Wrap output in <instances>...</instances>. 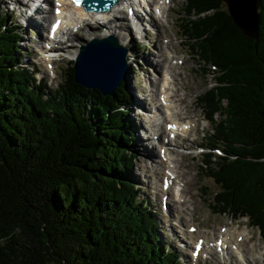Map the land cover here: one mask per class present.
Returning <instances> with one entry per match:
<instances>
[{
	"label": "trees",
	"instance_id": "obj_1",
	"mask_svg": "<svg viewBox=\"0 0 264 264\" xmlns=\"http://www.w3.org/2000/svg\"><path fill=\"white\" fill-rule=\"evenodd\" d=\"M256 3L254 38L221 0H184L180 27L202 75L218 71L197 97L213 123L205 142L222 154L198 167L217 189L210 207L246 217L264 237V0ZM18 38L0 15V264H179L128 174L124 82L103 97L74 84L70 67L64 85L41 88L21 65Z\"/></svg>",
	"mask_w": 264,
	"mask_h": 264
},
{
	"label": "rangeland",
	"instance_id": "obj_2",
	"mask_svg": "<svg viewBox=\"0 0 264 264\" xmlns=\"http://www.w3.org/2000/svg\"><path fill=\"white\" fill-rule=\"evenodd\" d=\"M158 1L163 2V0H158ZM236 1L240 2L241 0H232V3ZM171 2L172 3H170L168 10V17L164 20L165 21L164 25L162 23L163 33H161V36L157 39L155 38V36L150 34L149 31L145 30V27L141 26V32L142 30H144L147 32V34L146 36H144V39H139V42L134 41V43L138 45L140 49L139 52L135 54V50L131 42V38L129 45L125 48L126 52H128V57L130 58L129 59L130 61L129 62L127 61L128 62L127 65L128 66L131 65L133 60L134 63H136L134 74L130 75L128 72H126L125 74L127 78L123 76V82H124L123 86L125 89V93L123 94L126 97V99L121 98L122 102L128 103L127 106L128 112L126 114L125 120L127 123L130 124V128L134 133V138L132 139L131 142L127 144L125 149L127 153H130L134 156V160L132 162L133 167L130 170V172H128V174L132 178L134 183L138 184L137 187L139 189V197L141 199H145L147 207H149L152 211L155 212L156 217L154 218V220L157 223V231L155 236L157 241L161 244L164 243L165 247L168 250L174 252L178 256L177 261L179 262V264H224V262L222 261H213L212 258H210V260H203L201 256L198 257L195 263L188 260L186 255H188L189 253L188 251L190 248L187 247L185 244L184 246H181L179 244V242L183 243L182 240H180V238H182L181 230L185 231L184 227L186 224L183 223L184 227H180V229L176 228L178 221L177 219L178 214L172 207L173 203H171V201L169 202L171 206L167 208L165 214L161 211L159 206L160 194H157L155 185H153L154 175L149 174L152 173L150 171V168H154L155 171L157 168L155 164H157L156 147L158 146V144L156 143L153 148L149 146L148 139H145L146 135L151 134V132L148 130V126L152 125L149 124L150 118H148L151 115L150 114L147 115V112L140 113L137 106L143 105L146 108H148L147 105L148 100L145 97L148 94H150V90H152L153 87L152 84L154 82H155V86L153 88L154 91L152 90V95L154 94L153 98L156 99L155 92H157V88L159 87V82L160 85L162 82L161 80L159 82H157V79L156 81L154 80V77L158 78V76L151 69L152 62L166 59L165 55H164L165 58L163 57V52L165 53V51H171L174 53L173 57L175 56L173 60L174 62L172 61V63H175L176 59L181 61V64L179 66H175L173 69V72L177 75L175 77L176 88H172V92L169 91V93L173 95L172 100L175 99L176 100L175 104L178 106V109L174 110V111L177 110L176 111L177 114H173V115L174 116L177 115L176 117L178 119L181 118L184 121L186 119L192 118L196 125L194 131L188 132L186 136V140L185 138L183 140L177 139L176 145H172V147H170L172 149L171 166L172 167L175 166L176 168L175 171L177 172L176 174H180L183 180L182 183L181 179H178L179 186L183 184L182 186L183 189L185 190V194L183 195V198H185L184 200L186 201L191 200L193 203V204L187 203L186 205H183L186 208L184 212L185 218L187 219L192 218L194 220V224H196L199 230L205 234H209V233L216 234L218 230H220L219 228L223 226L228 228L231 227V229L234 230L236 233L244 231V233L247 234V238H251L250 240L248 239L244 242V245L247 246L246 248L255 247V249H257V252L259 253L261 252L264 257V239L260 238V236L257 234L256 229L250 227L247 224L246 219L241 218V219H237L235 222H232L229 216L214 215L211 213V210L208 208L209 205H212L211 203L213 201V197L215 194L212 192H215L216 188L210 179L202 176V172L198 168L202 157L198 153L200 151L199 145L205 143V136H207L210 133V130H212L211 127L213 126V123H210L208 125L203 121H201V116H202V111L200 108L201 101L199 100L197 105V102L195 101V97L201 94L207 88V85L210 86L213 81L210 79V77L207 76V74L202 75L201 69L205 67L202 65L201 59L198 58L199 55L194 54L195 52L189 46L191 42V39L189 38L190 34L188 31H185L183 28L180 27V25L183 24L184 22L183 19L185 18V14L182 11L184 0H171ZM242 3H243V7L245 8L248 7L249 9H251L252 6L251 12L254 19L253 1L243 0ZM0 15H6V17L8 18L7 21L10 24L15 23L16 26L18 27L19 24H24L23 21H21V19L17 17V13H13V14L9 13L7 7L3 5H0ZM46 16L47 14L45 13V17ZM37 17H35V19L43 23L42 22L43 20H40V18ZM35 19L32 17L31 20L34 21ZM161 22H163V20H161ZM121 24L126 25L123 22ZM106 25L104 27H101V29H99L100 26L96 28L93 27L91 31H86L83 32L82 34H80L79 32L75 36V38L71 39L70 42L68 43V44L73 43L71 45L74 46L72 47L67 46L68 48V49L66 48L67 50L64 48L66 52H68L67 55H70L71 57L75 56L77 54L76 51H78V46L80 44L83 45L86 41L90 40V37L93 36L94 34L102 33L101 31L103 30L102 28L108 27ZM34 29L35 28L33 26L27 27L26 29L25 28L18 29L20 38L22 39V42H20L18 45V51H19L18 54L21 57V65L27 66L29 67V69L31 68V66H33L36 68V71H41L40 75L43 76L42 74L43 66L36 65L33 63V61L37 62V59L32 60L29 58V56L27 58V55L31 52L30 46H31V42H33V37H34V31L32 30ZM35 31L36 32L38 31L41 37L42 35H44L43 29L37 28L35 29ZM141 32L139 31V34L134 33L135 38L136 37L139 38ZM98 36L99 34L93 37H98ZM118 44L121 43L118 42ZM160 45L164 47V49H162L161 51L162 53L160 52V48H159ZM159 55L162 57H160ZM72 63L73 62L71 61L66 62L65 60L61 62L53 63V67L55 68V72H56L54 80H51L52 79L51 77L44 74V77H42L41 81L39 82L36 80V78L33 75L32 76L35 79L36 83L39 82L41 88H45L49 91H51L52 89H58L61 85H64L65 82H67L65 80L64 73L66 69H69L72 66ZM162 70H163V66L161 67L160 71L162 72ZM173 72H171V74ZM216 73H218V71H216ZM45 76L47 77L45 78ZM180 84L182 88H179ZM177 89H179L180 92H177L176 91ZM182 96L184 97V100L179 101L181 98H183ZM177 100L180 103H178ZM180 106H183V109ZM202 110L204 109L202 108ZM215 120H217L216 117ZM154 124L156 123H153V125ZM145 129L148 134H146ZM150 138L152 141H154L152 137ZM186 147L189 150H187ZM145 151H152L149 154V157L151 159L147 157ZM201 190L205 193V195L200 194ZM179 205L182 204H178V206ZM189 213L191 214V216ZM183 240L185 241L186 239ZM187 242L191 243L192 241H187ZM260 262L261 264H263L262 260ZM226 264H243V263L235 259V260L226 261ZM252 264H254V262H252Z\"/></svg>",
	"mask_w": 264,
	"mask_h": 264
},
{
	"label": "bare ground",
	"instance_id": "obj_3",
	"mask_svg": "<svg viewBox=\"0 0 264 264\" xmlns=\"http://www.w3.org/2000/svg\"><path fill=\"white\" fill-rule=\"evenodd\" d=\"M128 1L129 0H117V3L114 6L111 7V10L114 11L118 7H120L121 9L116 12L118 14L116 16V19H111V20L107 21L105 24H97L96 22H94L93 24L88 23V22L83 23V21L86 19V17L78 9H75L74 12H72L71 14L66 13V17L68 19L66 21V24H67V26L69 28H72L73 26L82 24L81 27L78 29V33L80 32V34H82L83 32H86V31H91V29L93 27L96 28V27L100 26L99 29H101V27H104L107 24L106 26H108V27H106L104 29L105 30H109V31L113 30L111 35L119 43H121L122 46L126 47V45L129 44V42H130V40L127 39V35H126V32L128 30V26L127 25H122L121 23L123 22L125 24V21H123V20H125L124 12L126 10V8L122 6V4L126 3ZM133 1H135V0H130V2H133ZM148 1L157 2L158 0H148ZM226 1L228 3L229 7L232 8L231 7V0H226ZM170 3H172L171 0H170ZM251 10H252V6H251V9H249L248 7L247 8L244 7V11H245V15L246 16L243 15V17H244V19L246 20L247 23H250V21H251V15H252ZM119 11H122V12H119ZM49 12H50V10L48 12H46V14H47L46 17H45L44 11L43 12L42 11L41 12H39V11L35 12L30 17L29 26L30 27L33 26L35 29H37V28L38 29L39 28L43 29V23H41L40 21H37L35 19V17L38 16L40 18V20H43L42 22H44L49 17V15H50ZM102 15L103 14H101L100 16H96V17L98 19H100L101 17H103ZM32 17L36 21L35 20L34 21L31 20ZM167 17H168V10H166V12H165L164 20ZM161 20H163V19L151 21V26H152L153 29H155V32H156L155 38H157V39L161 36V33H163V29H162L163 25H162V23H164L165 21L163 20V22H161ZM116 22H118V23H116ZM77 34H72V35H68V36L71 39H74ZM146 34H147L146 31L142 30V32L140 33L139 39H144V36ZM100 37H103V36H101V35H99L98 37H92L91 36L90 40L94 39V38L95 39H99ZM44 40H45V36H44ZM70 40H69V42H70ZM71 44H73V43H71ZM71 44L64 43L61 46L62 51L66 52V50L68 49L67 46H69V47L74 46V45H71ZM64 48L65 49L67 48V49L65 50ZM159 48H160V52L162 51V49H164V47L161 46V45H160ZM164 55L166 56V59H162V60L156 61V62L153 61L152 62V66H151V69L153 70V72L158 76V78L154 77V80L156 81V79H157V82H159L160 80L162 82L161 85H160V82H159V87L157 88V92H155L156 93V95H155L156 99L153 98L154 94L152 95V90H153V88L155 86V82L152 84L153 87H152V90H150V94H148L145 97V98H147V100L149 102V105H150V102H151V105H150L151 111L149 113H147V115L148 114L151 115L148 118H150L149 124H152V125L148 126V130L151 132V134H148L146 129H145L146 134H148V135H146V137H147L146 139L151 140L150 137H156L157 139H159L160 143H162V141L166 140V136L169 133L176 132V133L181 134L182 137H183V135H187L188 132L194 131V129L196 127V125L194 123V120L192 118L186 119L182 123H177V122H172L171 121L172 119L177 118L176 117L177 115H175L174 118H172V116H174L173 114H177V112H176L177 110L176 111H174V110L178 109V106L175 104L176 100L175 99L172 100V96L173 95H171V93H169V91L172 92V88H176L175 87L176 86L175 85V83H176L175 77L177 75L173 72L174 67H172L170 65L171 61L174 60L175 56L173 57L174 53L171 52V51H165V53L163 52V57H164ZM160 57H162V56H160ZM167 59H170V60H167ZM176 60H178V59H176ZM129 61L130 60H128V62ZM128 62L126 61V65L128 64ZM42 65H44V64L42 63ZM162 66H163V70L166 69L167 72H165V71L163 72V70H162V72L160 71ZM111 67H112V71H113L114 64H112ZM100 72H101L102 77H109L110 70H109V67L107 65H103L101 67V69H100ZM171 72H173V73L171 74ZM43 76H44V74H43ZM123 76L125 78H127L126 74L123 75ZM102 77L98 79L99 82H103L104 84L105 83L107 84L106 79H104ZM179 88H182L181 84H180ZM176 91L180 92L179 89H177ZM166 98H168V108H167V105H164L165 109L163 108V110H162V108H160V106L158 104V100L161 103H165V99ZM183 100H184V97L181 98L179 101H183ZM177 102H178V100H177ZM178 103H180V102H178ZM157 113H160V114H157ZM153 123H156V124L153 125ZM160 143L159 142L157 143L158 144L157 147H159V148L162 147L161 145H159ZM170 147H172V145L167 143V148H166V152H165L166 160L162 161V160L158 159V157H156V159H157V164H155V166L157 167L156 171H155L154 168H150V171L152 173H149V174L150 175L151 174L154 175V179H153L154 180V182H153L154 184L153 185H155V189L157 190V194H160L163 197L165 195V194H162V192H160V186H158V183L163 181L164 184L167 185L168 189H167L166 193L168 195V197H167L168 206L169 207L171 206L170 203H169L171 201V203H173L172 207L174 208V210L178 214V216H177L178 221H177V227L176 228L180 229V227H184L183 223L186 224L185 227H184L185 231L181 230V237L183 239H186L187 241H192L191 244L194 243V242H196V243L197 242H203V246L208 245L210 243H214L216 241V239L218 238V240H220V244H222L223 248L226 249V255L225 256H227V259L235 260L233 258V256L234 257L237 256L239 258V260L243 261L244 264H252V262H254V264H261V262H260L261 260L263 261L262 263L264 264V257H263V254L261 252L260 253L257 252V249H255V247L246 248L247 246L244 245V242L246 240H248V239L250 240L251 239V238H247V234H245L244 231L236 233L234 230L231 229V227L230 228L225 227V228H222V230L221 229L218 230V232L216 234H214V233L205 234V233H203V232H201L199 230V228H198V226L196 224H194V220L192 218H188V219L185 218L184 212H185L186 208L183 205H186L187 203L188 204H193V203H192L191 200H187L186 201L184 199L182 200L181 203L179 202L180 198H182V196L185 194V190L184 189H181V191H180L182 196L175 197L177 199L174 198V195H176L174 193H176L177 190L180 187H182V185L179 186L178 179H181L182 183H183V180H182V177H181L180 174H176V179L175 180H171L169 178V175L164 171L166 168H169V171H174L175 173H177L175 171V169H176L175 166L174 167L171 166V164H172V161H171L172 149ZM151 152L152 151H145V154L147 155V157H149V154ZM157 153H158V150L156 152V155H157ZM174 201H176V202H174ZM174 203H177V205H175ZM178 204H182V205L178 206ZM190 216H191V214H190ZM191 228H193V229H191ZM215 235H216V237H215ZM186 240H185V242L187 243ZM202 249H204V248H202ZM206 249L209 250V251H213V249H211V248H206ZM229 249H231L233 252L229 251ZM189 253H190V249H189ZM230 254H232L233 256H231Z\"/></svg>",
	"mask_w": 264,
	"mask_h": 264
},
{
	"label": "water",
	"instance_id": "obj_4",
	"mask_svg": "<svg viewBox=\"0 0 264 264\" xmlns=\"http://www.w3.org/2000/svg\"><path fill=\"white\" fill-rule=\"evenodd\" d=\"M113 1L114 0H91V2H95V4L91 3V6L96 8L99 5L101 10H104V8L109 7ZM252 1L254 19L252 15V20L250 23H247L243 17V15H246L242 0L233 3L231 0L232 8L229 7L226 0H221L234 25L249 38L255 37V26L258 17L256 0ZM125 54L126 51L118 46L117 41L112 37L99 40L93 39L85 45L80 46L72 65L73 83L91 91L97 90L103 97L112 96V92L122 81L121 72L127 69L125 64ZM112 64H114L113 71L111 67ZM103 65L109 67V77H102L100 69ZM101 77L106 79L107 84L99 82L98 79Z\"/></svg>",
	"mask_w": 264,
	"mask_h": 264
},
{
	"label": "snow or ice",
	"instance_id": "obj_5",
	"mask_svg": "<svg viewBox=\"0 0 264 264\" xmlns=\"http://www.w3.org/2000/svg\"><path fill=\"white\" fill-rule=\"evenodd\" d=\"M74 2H78V0H74ZM57 14H59V12H57ZM55 30V29H54Z\"/></svg>",
	"mask_w": 264,
	"mask_h": 264
}]
</instances>
